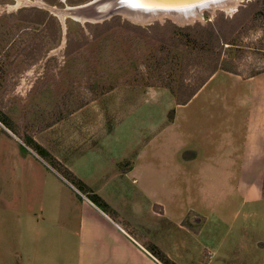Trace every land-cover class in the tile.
I'll use <instances>...</instances> for the list:
<instances>
[{"label": "rangeland", "instance_id": "rangeland-1", "mask_svg": "<svg viewBox=\"0 0 264 264\" xmlns=\"http://www.w3.org/2000/svg\"><path fill=\"white\" fill-rule=\"evenodd\" d=\"M91 1L0 0V119L17 138L64 173L65 168L54 161V155L66 154L60 143L61 136L67 137L69 133L62 128L69 127L67 121L75 117V112H152L157 123L141 133L142 141L152 139V129L175 112H219L226 124L230 115L245 112L241 110L245 104L248 112H255L257 94L251 93L247 84L238 86L235 79L224 73L190 105H178L176 95L189 94L199 84L212 68L211 59L217 53L228 59L230 66H237L243 76L236 75L243 78L264 70V16L260 14L264 0H239L232 8H203L201 15H194L191 22L185 23L167 15L142 23L120 10L99 22L82 21L67 14L62 17L56 11L85 6ZM242 8L247 11L241 15ZM82 9L85 15L93 16L99 8L91 5ZM248 13L250 18L246 17ZM198 24L200 27L194 28ZM220 26L227 33L239 26L231 38L235 44H225L220 49L213 31ZM214 89H218L216 94ZM195 122L190 128L182 123V129L189 128L191 132L190 144L221 141L219 130L227 128L223 119L217 124L214 117L205 118L200 124ZM151 142L155 145L148 147L141 164L147 169L150 162H157L161 170L147 177L148 189L166 195L175 214L176 209L189 205L197 209L199 214L190 211L184 220L190 226L196 227L200 221L195 218L192 223L191 214L203 218L197 226L201 228L199 236L186 239L185 251L175 250L179 261L264 264L263 158L250 156L247 160L254 163L238 165L237 170L233 164L215 165L220 176L208 174L210 164L201 166L203 174L195 168L190 176L184 173L182 165L175 166L169 175L178 190L170 186L167 195L162 191L169 168L165 167L163 157L166 140L163 137ZM203 148L206 154L212 153L210 149H218L209 145ZM17 149L18 155L25 158L26 150L20 146ZM190 155L191 149L181 152L183 157ZM211 186L218 188L215 195L206 190ZM155 209L160 210L156 205ZM150 222L156 227L153 230L147 226L148 231L158 237L161 246L167 247V240L183 241L181 230L174 227L173 232H166L167 221L150 218ZM209 248H214V253ZM158 255L164 258L161 253Z\"/></svg>", "mask_w": 264, "mask_h": 264}, {"label": "crops", "instance_id": "crops-1", "mask_svg": "<svg viewBox=\"0 0 264 264\" xmlns=\"http://www.w3.org/2000/svg\"><path fill=\"white\" fill-rule=\"evenodd\" d=\"M220 73L235 79L240 87L247 84L250 92L257 94L255 112H248L245 104L241 106L245 112L230 115L227 124L219 112H175L152 129L150 133L155 134L149 141H142L141 133L157 123L152 112H75L67 121L69 127L62 128L69 133L61 136L66 154H53L65 173L23 143L0 119V264H163L151 246L183 264L175 254L185 251L186 239L199 236L201 228L197 226L203 218L191 214L192 223V219L200 220L192 227L184 220L190 211L199 214L197 209L189 205L176 209L175 214L166 195H158L156 190L151 193L148 178L161 169L157 162L144 169L141 158L155 145L151 141L165 137L164 165L169 168L162 191L167 195L170 186L178 190L169 175L175 166L182 165L190 176L195 168L203 174L201 166L210 164L208 174L220 176L215 165L233 164L237 170L238 165L254 163L247 160L250 156L263 158L264 165V71L246 78L217 71L186 104H192ZM211 117L217 124L223 119L227 127L219 130L221 141L190 144V126L195 120L196 124ZM182 123L188 130L182 129ZM15 141L26 150L25 158L18 155ZM207 145L218 149L206 154L203 147ZM186 148L191 149L189 157L181 156ZM206 190L215 195L218 188ZM90 194L100 196L108 207L97 205ZM150 218L167 221L166 232H173L174 227L181 230L183 241L166 239L168 246H161L158 237L148 231L147 226L156 227L149 223ZM209 249L214 253V248Z\"/></svg>", "mask_w": 264, "mask_h": 264}, {"label": "water", "instance_id": "water-1", "mask_svg": "<svg viewBox=\"0 0 264 264\" xmlns=\"http://www.w3.org/2000/svg\"><path fill=\"white\" fill-rule=\"evenodd\" d=\"M115 5L111 6L109 10H106L100 14L96 20H92L91 16L85 15L83 13L82 7H90L91 5H95L99 8V6L103 3L110 2V0H93L89 4L85 6L79 7H67L63 11L66 15L76 14L81 18H85L84 21L91 20L93 22H99L106 19L110 16L114 11L120 10L126 12H138L144 13L145 15H152L155 17L159 16H167L169 15H184L182 20H179L181 23L191 22L190 18L191 13L201 11L203 8L213 9V6H224V4H228L230 1L234 0H112ZM95 10V9H94ZM96 14L101 13L98 9L95 10ZM94 14V15H96ZM79 17V18H80Z\"/></svg>", "mask_w": 264, "mask_h": 264}, {"label": "trees", "instance_id": "trees-1", "mask_svg": "<svg viewBox=\"0 0 264 264\" xmlns=\"http://www.w3.org/2000/svg\"><path fill=\"white\" fill-rule=\"evenodd\" d=\"M71 2H77V0H70ZM254 5L256 4L255 2L253 3ZM247 9H244L242 8L241 10V13L239 14H244V12L246 13ZM252 11V10H251ZM238 14V15H239ZM260 14L262 15V17L264 16V9L261 10ZM249 15H251V13H248L246 15L247 18H250ZM224 22V21H223ZM107 23V22H105ZM104 23V25H105ZM103 25V26H104ZM200 27V24L198 25H195L194 28H198ZM223 26H220L218 29H214V33L216 35V39H217V42H218V45L220 47V49H222L225 44H228L229 46L230 45H233L235 44V42H232L231 41V38L233 36V33L234 31H238V28L239 26H237V28H235L231 33H227L225 31L224 28H222ZM187 29H191V27H188ZM219 32V34L217 33ZM221 54H218L214 56V59H211L212 61V68H210V70L202 77L201 81L199 82V84H197L195 87H193L194 89L190 91L189 94H186V95H176V103L177 104H186L188 103L191 98L204 86V84L218 71V70H226V71H229V72H233L235 74H239V75H242L243 76V73L237 69V66H230V64L228 63V59H225L224 58H221L220 56ZM37 58H35L34 60H36ZM39 59V58H38ZM232 61H233V58H231ZM210 64V63H209ZM262 71L264 70H260V71H257V72H252L248 75V77H252V76H255L259 73H261ZM169 89L171 90V88L169 87ZM40 148V147H39ZM59 163V162H58ZM60 164V163H59ZM89 197L97 204L99 205L100 207L106 209L108 207L107 203H105V201L98 195L96 194H90ZM155 249H153L155 255H158V253H161L157 247H154ZM164 258L160 257L158 255V258L161 260V262L163 264H176L175 262L171 261L165 254L161 253Z\"/></svg>", "mask_w": 264, "mask_h": 264}, {"label": "bare ground", "instance_id": "bare-ground-1", "mask_svg": "<svg viewBox=\"0 0 264 264\" xmlns=\"http://www.w3.org/2000/svg\"><path fill=\"white\" fill-rule=\"evenodd\" d=\"M239 2V0H234V1H230V2H228V4H224V5H226V6H228L229 8H232V6H235L237 3ZM113 5H115V3L112 1V0H110V2H107V3H103V4H101L100 6H99V11L101 12V13H99V14H96V15H93V16H91V19L92 20H96L99 16H101L100 14H102V12H104V11H106V10H109V8L111 7V6H113ZM217 6V5H216ZM214 7V6H213ZM212 7V8H213ZM236 7V6H235ZM56 11L58 12V13H61V16L63 17L65 14V12L63 11V10H57L56 9ZM123 14H125V15H127V16H129L130 18H132L133 20H135V21H139V22H142V23H144V22H148L150 19H152L153 17H155V16H152V15H145L144 13H138V12H126V10L125 11H121ZM200 11H198V12H194V13H191V15H190V18L192 19L193 17H194V15H201V12L199 13ZM66 14H68L67 12H66ZM60 15V14H59ZM167 15V14H166ZM165 15V16H166ZM71 16H75V17H80V16H78V15H76V14H71ZM169 16H171V17H173L174 19H176L177 21H179V20H182V18L184 17V15L182 16V15H169ZM163 17V15L162 16H159V18H162ZM80 20H82V21H84V19L85 18H79Z\"/></svg>", "mask_w": 264, "mask_h": 264}]
</instances>
